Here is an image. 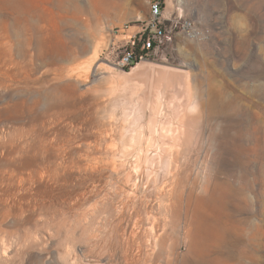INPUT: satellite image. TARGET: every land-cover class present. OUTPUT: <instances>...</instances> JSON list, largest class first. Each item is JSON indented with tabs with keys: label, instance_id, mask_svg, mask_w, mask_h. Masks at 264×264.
I'll return each mask as SVG.
<instances>
[{
	"label": "rangeland",
	"instance_id": "374dc122",
	"mask_svg": "<svg viewBox=\"0 0 264 264\" xmlns=\"http://www.w3.org/2000/svg\"><path fill=\"white\" fill-rule=\"evenodd\" d=\"M117 1L0 0V144L53 165L0 186V264H264V0H161L171 41L131 68L148 0Z\"/></svg>",
	"mask_w": 264,
	"mask_h": 264
},
{
	"label": "bare ground",
	"instance_id": "6f19581e",
	"mask_svg": "<svg viewBox=\"0 0 264 264\" xmlns=\"http://www.w3.org/2000/svg\"><path fill=\"white\" fill-rule=\"evenodd\" d=\"M136 3H139V0H135ZM93 5L95 7V9L97 11H99L100 13H104V14H109V13H118L120 12L122 9L124 8H128L127 6L125 7L126 4H123L124 6L122 7V4L119 3L117 0H93ZM92 10V8H91ZM139 64V63H138ZM137 64V65H138ZM136 65V66H137ZM144 65V63H140L139 66ZM97 74L100 76L103 73L102 72H97ZM145 74H143L142 76H144ZM141 76V75H140ZM148 80V79H147ZM151 81V80H150ZM146 84V83H145ZM163 89H166V86L163 88H161V93L160 96H162V102L164 105L166 104H170L173 102H168V98L166 97V93L163 92ZM191 89V88H190ZM73 90V89H72ZM194 90V88H193ZM159 97V96H158ZM173 98V97H172ZM174 99V98H173ZM170 100V99H169ZM160 101V99H159ZM145 103V102H144ZM148 103V102H147ZM159 103V102H158ZM12 106H14L15 108L23 109L24 107V101L22 100V98H20L17 102L12 103ZM25 110V109H24ZM164 113V112H162ZM165 114V113H164ZM188 117V116H187ZM20 115H18L17 117H15L13 119L14 123H16V127L14 128L16 134L22 136L23 135V129L22 127L19 125L20 124ZM178 120L183 121L184 117H180L178 118ZM191 120L190 116L186 119V121L189 123V121ZM185 121V122H186ZM187 124V123H186ZM190 126L188 125V128ZM185 127H183L184 129ZM185 130V129H184ZM184 130L181 132V135L179 133V137L183 136ZM175 129L172 130L171 134H174ZM162 135L164 134L163 132L161 133ZM160 134V135H161ZM166 136V135H165ZM164 136H162L163 138ZM177 138V137H176ZM170 139V138H168ZM172 141V140H171ZM0 147H2V151L6 152V156L7 158L4 159L3 161H0V186H19L22 185L23 183H31L34 179V177L39 174V175H43V174H50L52 173L53 170V165L50 162H45L42 160V162L36 160V159H28V160H23V161H16L13 158L14 153L18 152L20 149L19 146H17V148H14L13 146V142H12V138L9 139L8 143L6 144H0ZM172 157V156H171ZM177 158H173L172 162L174 163V167L173 170H178V165L176 164ZM168 164V163H167ZM166 164V165H167ZM168 166V165H167ZM172 168V167H171ZM139 169V168H138ZM154 170V169H153ZM173 170L168 171L167 174L169 175H173L174 172ZM153 172V171H152ZM150 174V173H149ZM166 174V175H167ZM177 174V173H176ZM151 176V175H149ZM174 176V175H173ZM153 177V176H152ZM151 178V177H150ZM156 178V177H155ZM153 179V178H152ZM151 179V180H152ZM154 182V180H153ZM180 182V174H177L175 176V178L172 180V184H173V188H172V196L169 197L168 202H166L164 204V211L165 213L170 214L171 218L172 217H177L180 213V206H179V201L181 198L180 193H178V185ZM171 183V182H170ZM148 186V184H146ZM162 186V185H161ZM163 187V186H162ZM146 188V187H145ZM163 195V193H161ZM141 203V202H140ZM148 211V210H147ZM140 212V211H139ZM139 212H136V218L135 219V224H140L142 221V216ZM166 216V215H164ZM146 218L148 220H151L152 223H155L158 221V217H156L155 215L152 214V212H147L146 213ZM131 232V231H130ZM125 233V229H121V234ZM133 234V233H131ZM126 260V262L128 261V256H126L124 258ZM147 259V258H146ZM157 260V257H156ZM155 260V261H156ZM138 261V260H137ZM136 260H132L130 263L134 264L137 262ZM145 261V259H144ZM160 262V261H159ZM145 263V262H144ZM143 263V264H144ZM147 263V262H146ZM154 263V262H153ZM152 263V264H153ZM163 264H172V260H165L164 262H162ZM155 264V263H154Z\"/></svg>",
	"mask_w": 264,
	"mask_h": 264
},
{
	"label": "built area",
	"instance_id": "2783aa9c",
	"mask_svg": "<svg viewBox=\"0 0 264 264\" xmlns=\"http://www.w3.org/2000/svg\"><path fill=\"white\" fill-rule=\"evenodd\" d=\"M148 25L149 29L145 36L128 38L125 46L118 51L116 66L131 68L139 61L148 57L149 54L162 52L164 46L171 41L170 30L162 29V2L161 0H148ZM191 37L203 38L204 34L194 30L187 32Z\"/></svg>",
	"mask_w": 264,
	"mask_h": 264
}]
</instances>
